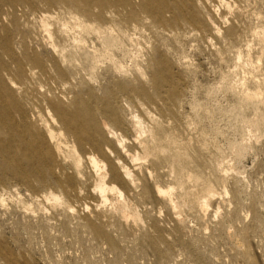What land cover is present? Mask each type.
<instances>
[{"label": "rangeland", "instance_id": "374dc122", "mask_svg": "<svg viewBox=\"0 0 264 264\" xmlns=\"http://www.w3.org/2000/svg\"><path fill=\"white\" fill-rule=\"evenodd\" d=\"M0 264H264V0H0Z\"/></svg>", "mask_w": 264, "mask_h": 264}]
</instances>
